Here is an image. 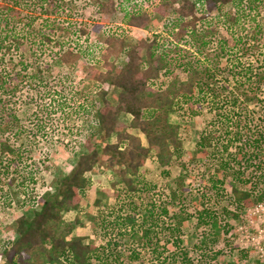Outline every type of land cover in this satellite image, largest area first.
<instances>
[{
    "label": "trees",
    "instance_id": "obj_1",
    "mask_svg": "<svg viewBox=\"0 0 264 264\" xmlns=\"http://www.w3.org/2000/svg\"><path fill=\"white\" fill-rule=\"evenodd\" d=\"M42 1L0 0V207L11 202L21 190L34 191L38 184L39 168L31 169L27 155L15 144L23 127L13 102H21L17 96L24 83L35 91L38 83L52 74V60H61L74 72L76 60L84 58L87 81L80 83L76 93L82 101L73 111L76 117L83 118L75 130L81 149L71 170L54 177L47 189L27 203L24 212L7 226L16 238L4 242V264H125L118 242L99 245L86 241L88 236L84 234H73L82 221L78 214L71 217L68 213L80 207L85 193L93 186L92 174L97 170H111L115 178L111 190L98 192L95 202L100 204L104 196L111 198L115 192L119 196L123 187L134 211L121 215L122 221L117 220L116 224L122 227L127 222L131 225L125 233L128 239L157 251L159 239L152 230L158 223L156 203L135 199L142 189L140 185L145 189L154 187L141 175V168L152 156L165 167L182 157L180 126L170 121V115L179 109L190 115L199 114L205 103L216 112L217 127L204 128L196 148L200 159L217 151L216 162L209 167L213 190L209 200L220 207L217 211L213 209L216 206L211 208L203 203L199 209L197 225L207 226L206 241H216L229 232L228 216L237 217L240 209L264 205V63L259 67L233 64L231 78H223L222 57L217 48L210 49L217 32L210 17L215 19L218 15L229 23L247 20L250 12H256V0L158 1L154 13L165 18L172 30L177 28L178 41L195 43L197 52L205 59L185 58L182 45L163 44L160 33L136 41H129L125 34L102 35L98 58L92 59L81 49L63 42L65 36L75 33L72 26L63 23L52 29V22L46 23V28L35 26L37 5L40 4L42 14L59 7L57 1ZM94 1L101 12L122 8L128 26L144 28L152 20L151 12L128 9L122 0ZM233 8L238 12L233 13ZM29 10L33 12L28 14ZM77 31V35L88 33L85 26ZM255 33L264 38V27ZM121 56L125 57L122 64L117 62ZM106 86L119 90L115 104L107 98ZM58 90L52 87L45 94L52 96ZM221 101L228 109L218 107ZM58 109L65 111L63 106ZM48 112L51 117L55 111ZM121 114L131 115L130 122L121 121ZM113 135L115 141L101 145L100 141ZM184 178L183 174L175 178L176 187L170 194L173 204L179 197L190 195ZM226 196L228 200L223 204ZM159 212V216L169 215V204L161 205ZM136 214L141 216V223ZM171 217L175 222L170 224V231L179 234L187 218L176 212ZM174 241L178 243L180 238L177 236ZM128 256L137 261L140 251L133 248ZM165 261L193 264L186 251Z\"/></svg>",
    "mask_w": 264,
    "mask_h": 264
},
{
    "label": "rangeland",
    "instance_id": "obj_2",
    "mask_svg": "<svg viewBox=\"0 0 264 264\" xmlns=\"http://www.w3.org/2000/svg\"><path fill=\"white\" fill-rule=\"evenodd\" d=\"M41 1L39 0V3ZM54 1H57L59 7L50 13L42 14L40 4L36 6L35 26L38 29L46 28V23L50 22L53 24L52 29L63 23L72 26L76 34H68L63 42L75 49H81L84 55L92 59L98 58L99 39L102 35L125 34L129 41H136L138 38L153 33L162 35L161 42L163 44L173 43L176 45L179 43L182 45V52L186 53L185 58L197 59L200 57L205 59L197 52L195 43L192 44L191 40L189 42L178 41L177 28L172 30L167 25L165 18L154 13L153 8L159 0H122L123 6L128 9L139 8L152 13L151 22L144 28L126 25L123 20L122 8L101 12L94 0ZM254 5L256 12H250V15L247 16L249 20L241 19L240 22L229 23L228 20L224 21V18H220L218 15L214 17L215 19L210 17L217 28L210 49L217 48L222 57L220 58L222 65L220 77L231 78V65L233 64L259 67L261 63H264V38H258L261 35L255 33L259 27H264V0H256ZM234 9L232 12L237 13L238 11ZM31 12L33 11L29 10L28 14ZM26 14L27 10L24 9V15ZM47 15H51L50 18L46 17ZM80 26H85L88 33L77 35V29ZM223 42L225 43L222 48ZM124 59L125 57L121 56L117 62L122 64ZM83 61V57L76 60L74 72H72L68 65L61 60H52L50 62L52 74L49 73L44 77L41 80L43 83H38L39 90L37 88L35 91H31L29 84L24 83L17 96L21 102L17 105V101L13 102V106L16 107L14 110L23 127L21 138L17 139L15 144L27 155V165L31 169L35 166L38 167L39 172L37 174L38 184L34 191L25 189L24 193L21 190L18 196L11 199V202H6L0 207V264H4L5 260L2 252L4 242L7 243L8 239L16 238L12 231L6 229L7 226L24 212L27 203H32L38 195L47 189L54 177L60 172L68 173L76 163L81 145L77 144L80 138L75 130L83 118L76 117L73 111L82 101L80 94L76 93L82 86L80 83L87 81L84 79ZM160 78L163 79V76ZM52 87L60 89L59 93H54L52 96L46 95L45 92ZM106 88L108 89L107 98L115 104L119 90L111 86H106ZM38 91L40 93L37 94ZM60 106H63L65 111L59 110ZM211 106V104H203L201 113L196 115L183 113L181 109L178 112H172L170 121L180 126V134L183 139L182 157L165 167L156 160L155 156H152L141 168V175L151 181L154 187L145 189L144 185H140L142 189L136 193L135 199L141 200L142 203H156L158 223L152 230L153 235L159 239L157 251L134 239H128L125 233L129 232L131 225L127 222L122 227L116 224L117 220L122 221L121 215L134 211L123 187H120L122 192L119 196L115 192L111 198L104 196L100 204L95 202L98 192L108 193L107 191L111 190V181L115 178L111 170L95 171L92 174L93 186L85 193L80 207L68 213L71 217L78 214L82 221L76 226L73 234H84L88 236L86 241L92 240L99 245L118 242L117 248L122 252L125 264H168L165 259L179 256L182 251L187 252L188 258L193 264H264V205L240 209L237 217L228 216L229 232L221 234L216 241L212 238L206 241L204 234L208 229L207 226L197 225L199 209H202L203 203L211 208L214 206V203L209 200L210 193L213 191L209 167L216 162L217 151L200 159L198 157L200 153L196 148L200 132L207 127H217L218 118ZM218 107L228 109L224 101H221ZM49 110L55 111L51 117L47 115ZM71 112L73 115L66 117L65 114H71ZM131 118V115L128 114H121L120 117L124 123H129ZM115 139L116 137L113 135L104 141H99L103 146L104 143L115 141ZM165 171L169 173L165 174ZM180 174L185 177L184 185L190 191V195L186 198L179 197L173 204L175 201L171 202L170 194L171 190L176 187L175 178ZM25 194L28 195L25 196ZM182 199H185L184 205L181 204ZM227 200L228 196L222 199V203L224 204ZM166 203L169 204L170 214L159 216L161 205ZM215 206L217 208L213 209L220 210L218 205ZM231 207L235 209L236 205L233 204ZM173 212L187 218L180 233L176 232L174 235L169 228L170 224L175 222L171 217ZM136 216L141 223L142 220L139 218L141 216L138 214ZM66 218L68 219L69 216ZM177 236L180 238L178 243L174 241ZM133 248L140 251V258L137 261L128 256ZM177 264H181V262Z\"/></svg>",
    "mask_w": 264,
    "mask_h": 264
}]
</instances>
